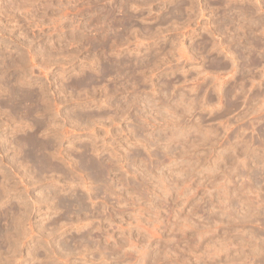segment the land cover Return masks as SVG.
I'll return each instance as SVG.
<instances>
[{"label": "rangeland", "instance_id": "1", "mask_svg": "<svg viewBox=\"0 0 264 264\" xmlns=\"http://www.w3.org/2000/svg\"><path fill=\"white\" fill-rule=\"evenodd\" d=\"M0 264H264V0H0Z\"/></svg>", "mask_w": 264, "mask_h": 264}, {"label": "bare ground", "instance_id": "2", "mask_svg": "<svg viewBox=\"0 0 264 264\" xmlns=\"http://www.w3.org/2000/svg\"><path fill=\"white\" fill-rule=\"evenodd\" d=\"M111 66H112V65H111ZM109 67H110V66H109ZM109 72H110V71H109ZM114 73H115V71H114ZM105 74H106V73H105ZM108 75H109V74H108ZM88 81H89V80H88ZM77 83H78V82H77ZM88 83H89V82H88ZM79 86H80V85H79ZM79 86H78V87H79ZM30 97H31V96H30ZM36 142H37V141H36ZM27 143H28V142H27ZM31 143H32V142H31ZM31 143H30V144H31ZM44 145H45V144H44ZM246 145H247V144H246ZM36 148H37V147H36ZM36 148H35V149H36ZM35 152H36V151H35ZM37 159H38V158H37ZM45 164H47V163H45ZM39 167H40V166H39ZM2 232H3V231H2Z\"/></svg>", "mask_w": 264, "mask_h": 264}]
</instances>
